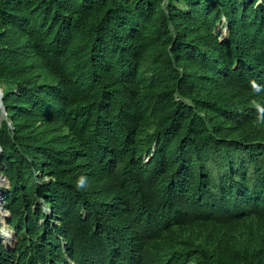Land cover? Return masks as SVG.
<instances>
[{"label": "trees", "instance_id": "obj_1", "mask_svg": "<svg viewBox=\"0 0 264 264\" xmlns=\"http://www.w3.org/2000/svg\"><path fill=\"white\" fill-rule=\"evenodd\" d=\"M0 87V264H264V0H0Z\"/></svg>", "mask_w": 264, "mask_h": 264}, {"label": "rangeland", "instance_id": "obj_2", "mask_svg": "<svg viewBox=\"0 0 264 264\" xmlns=\"http://www.w3.org/2000/svg\"><path fill=\"white\" fill-rule=\"evenodd\" d=\"M225 29V28H224ZM224 29H223V34H222V36H224ZM3 119H6V116L3 114V112L2 111H0V122H1V120H3ZM0 172H1V170H0ZM3 180H5V177H3V175L0 173V181H3ZM9 188V183H8V181L7 180H5V181H3L2 182V184H0V210H1V212H5L7 215H6V219H4V218H2L1 217V212H0V234H2L3 233V235H5V233L7 234V235H9L8 236V238H6V237H4V236H2V235H0V242L2 243V244H4V246L5 247H7V248H14L15 247V245H16V238H15V232L14 231H12V229L9 227V225H8V223H7V220L10 218V213H9V211L6 209V202L5 201H2V196H1V193H2V191L4 190V189H8ZM43 207H44V211H45V213L47 214V215H52V209H51V207H50V205H48V204H43ZM4 220V221H3ZM4 230H6V232H3ZM11 239V240H10ZM13 239V240H12ZM10 242H12V246L13 247H9L8 245H7V243H10Z\"/></svg>", "mask_w": 264, "mask_h": 264}, {"label": "water", "instance_id": "obj_3", "mask_svg": "<svg viewBox=\"0 0 264 264\" xmlns=\"http://www.w3.org/2000/svg\"><path fill=\"white\" fill-rule=\"evenodd\" d=\"M227 33H228V30H227V28H225L224 29V36L223 37H225L227 35ZM3 97H4L3 90L0 87V111H2L3 114L7 117V112H6L7 108L5 107V105L3 103ZM1 151H2V148L0 147V152Z\"/></svg>", "mask_w": 264, "mask_h": 264}, {"label": "bare ground", "instance_id": "obj_4", "mask_svg": "<svg viewBox=\"0 0 264 264\" xmlns=\"http://www.w3.org/2000/svg\"><path fill=\"white\" fill-rule=\"evenodd\" d=\"M3 181H5V180H3ZM3 181H0V184H2ZM1 196H2V193H1ZM0 212H1V210H0ZM6 215H7V214H6L5 212H1V217H2V218L6 219ZM9 215H10V214H9ZM0 219H1V218H0ZM3 221H4V220H3ZM3 232H6V230H4ZM7 234H8V233H7ZM7 234L5 233L4 237L8 238V236H9L10 234H9V235H7ZM10 240H11V239H10ZM12 240H13V239H12ZM7 245H8L9 247H13V246H12V245H13L12 242L7 243Z\"/></svg>", "mask_w": 264, "mask_h": 264}, {"label": "clouds", "instance_id": "obj_5", "mask_svg": "<svg viewBox=\"0 0 264 264\" xmlns=\"http://www.w3.org/2000/svg\"><path fill=\"white\" fill-rule=\"evenodd\" d=\"M5 180H6V178H5ZM81 183H82V181H81ZM2 198H3V194H2ZM9 213H10V212H9ZM0 235L4 236V235H3V233H2V234H0Z\"/></svg>", "mask_w": 264, "mask_h": 264}, {"label": "built area", "instance_id": "obj_6", "mask_svg": "<svg viewBox=\"0 0 264 264\" xmlns=\"http://www.w3.org/2000/svg\"><path fill=\"white\" fill-rule=\"evenodd\" d=\"M1 173V172H0ZM4 177V176H3ZM2 201H4V199L2 198Z\"/></svg>", "mask_w": 264, "mask_h": 264}]
</instances>
